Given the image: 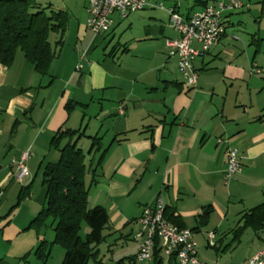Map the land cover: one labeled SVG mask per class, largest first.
Here are the masks:
<instances>
[{"label": "crops", "instance_id": "1", "mask_svg": "<svg viewBox=\"0 0 264 264\" xmlns=\"http://www.w3.org/2000/svg\"><path fill=\"white\" fill-rule=\"evenodd\" d=\"M161 1L163 9L115 14L110 30L97 35L86 27L87 0H35L68 19L63 34L49 35L56 56L46 75L21 51L0 63V264H41L34 254L40 240L53 242L52 224L37 232L30 223L46 204L43 173L66 143L85 155L88 206L108 215L97 257L87 264H153L135 261L133 235L141 209L158 197L167 218L195 229L204 264H248L264 246V228L234 233L243 213L264 203L261 0L223 10L224 32L194 60L195 86L169 55L168 41L179 33L166 9L189 18L230 0ZM66 130L75 135L55 145L54 135ZM228 147L242 168L226 182ZM27 150L29 175L17 181L16 161ZM60 247L51 245L46 264H61Z\"/></svg>", "mask_w": 264, "mask_h": 264}, {"label": "trees", "instance_id": "2", "mask_svg": "<svg viewBox=\"0 0 264 264\" xmlns=\"http://www.w3.org/2000/svg\"><path fill=\"white\" fill-rule=\"evenodd\" d=\"M260 15L264 17V0L260 2ZM63 11H49L35 0H0V63L9 65L16 52L21 51L36 71L41 75L48 73L51 62L56 56L51 47V32L63 34L67 16ZM59 42L56 43V45ZM75 132L66 130L54 135L52 142L57 145L65 137ZM95 146L96 138H93ZM83 151L75 143H66L60 148L56 163L49 164L44 171L46 184V204L31 221L30 227L37 232L50 224L53 225L52 243L40 240L35 250L41 264H46L52 244L61 246L64 257L61 264H87L96 259L98 245L103 240V229L108 223L104 208L88 206V187L85 183L86 164ZM165 217L166 210H165ZM178 225L175 218H167ZM242 224L235 228L236 234L245 228L253 230L264 228V203H261L241 216ZM86 223L89 231L83 238L81 224ZM195 230V229H194ZM157 242L153 249V264H176L175 256L164 260Z\"/></svg>", "mask_w": 264, "mask_h": 264}, {"label": "built area", "instance_id": "3", "mask_svg": "<svg viewBox=\"0 0 264 264\" xmlns=\"http://www.w3.org/2000/svg\"><path fill=\"white\" fill-rule=\"evenodd\" d=\"M242 6L238 0H230L227 4L220 2L217 5H208L200 12L189 18H184L175 9H166L169 14L170 25L179 33L175 40L168 41L169 55L177 58L179 70L190 86L197 83V72L194 70V60L208 52L215 41L224 32L221 20L223 10H234ZM149 7L164 8L161 0H87L88 17L86 27L94 34L100 35L110 30L114 15L126 18L130 13ZM194 41L200 43L201 48L193 47ZM79 63L76 69H81ZM252 72L260 73L255 67ZM119 111L123 113L122 108ZM218 143L223 142L217 137ZM30 151L27 150L16 161V170L13 178L21 181L29 175L27 160ZM237 150L227 148V161L224 171V181L228 182L234 174L241 171ZM165 203L161 197L152 204L145 205L137 220V230L133 238L138 241L135 261H150L153 258V249L157 242L162 254L166 257L175 256L179 264H204L199 258L196 231L191 228H179L165 217ZM207 234L208 245L215 247L216 234L210 231ZM248 264H264V246L248 260Z\"/></svg>", "mask_w": 264, "mask_h": 264}, {"label": "rangeland", "instance_id": "4", "mask_svg": "<svg viewBox=\"0 0 264 264\" xmlns=\"http://www.w3.org/2000/svg\"><path fill=\"white\" fill-rule=\"evenodd\" d=\"M82 225V229H81V232H80V235H81V237H85V231H86V229L89 231V228H88V226H87V224L84 222L83 224H81ZM47 230H52L53 231V229L52 228H50V227H48V228H46ZM59 246V245H58ZM61 248V247H60Z\"/></svg>", "mask_w": 264, "mask_h": 264}]
</instances>
